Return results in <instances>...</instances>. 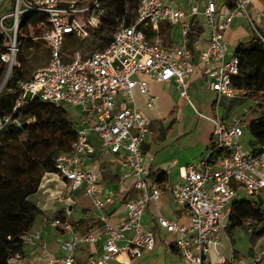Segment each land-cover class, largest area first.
<instances>
[{"label": "built area", "instance_id": "1", "mask_svg": "<svg viewBox=\"0 0 264 264\" xmlns=\"http://www.w3.org/2000/svg\"><path fill=\"white\" fill-rule=\"evenodd\" d=\"M264 2V0H261ZM0 0V10L9 9L0 16V130L21 127L32 121L27 108L36 100L56 107L72 106L80 114L76 139L69 153L56 160L57 174L67 180L71 190L84 187L103 223L104 243L99 255H89L86 264H115L119 255L126 253L130 261L140 259L146 251L156 246L153 229L143 222V215L150 201L159 199L163 189L152 186L148 180L149 167L143 145L151 130L150 120L131 103L138 88L148 97L152 107L157 96L150 91L149 83L141 78L152 76L158 82L174 83L180 96L196 112L189 80L200 69L208 68L207 79L212 90L232 98L240 91L233 83V76L240 71L241 61L236 54H229L227 33L237 16H245L263 40L250 6L254 0H233V6L216 0L192 3L190 9L175 5L169 0H140L134 21L128 24L124 17L118 20L109 45L84 54L76 49L69 53L66 45L72 40H88L107 17L105 0ZM45 14V26L40 36L48 50L47 62L35 69L28 78L19 79L13 87L10 79L22 65L18 54L22 42L19 31L25 18L32 14ZM259 11L258 15H262ZM203 17L209 26L208 43L195 58L190 43V20ZM12 19V21H9ZM162 24L178 25V42L167 44L160 36ZM157 36L153 38V34ZM25 39L28 40L26 37ZM15 97L10 111L5 109L6 92ZM122 95V103L118 100ZM243 116L227 119L210 118L215 125L209 154L198 164L181 166V182L170 186L173 200L186 208L189 224H181L166 217L159 224L176 235L175 247L180 251L184 264H239L235 257H225L218 248L226 233L232 204L242 198L240 190L264 200V144L252 149L244 148L242 138L247 124ZM96 138L100 142H95ZM115 158L121 166V177L131 180L141 194L125 203V215L114 225L109 221L105 208L113 201L103 192L101 171L87 166L89 155L97 149ZM53 227L70 232L63 240L61 255L49 253L44 264H80L75 251L81 244H95L100 236L94 232H76L65 218L55 217ZM249 219L242 227L251 235L258 229ZM263 248L248 264H261ZM25 243L36 244L40 232H28ZM217 251L219 261L211 258Z\"/></svg>", "mask_w": 264, "mask_h": 264}, {"label": "crops", "instance_id": "2", "mask_svg": "<svg viewBox=\"0 0 264 264\" xmlns=\"http://www.w3.org/2000/svg\"><path fill=\"white\" fill-rule=\"evenodd\" d=\"M169 1L188 10L192 3L202 2V0H184L183 2L180 1V3H176V0ZM223 2L226 3L225 0H222L219 3ZM250 10L251 13H254L253 17L255 16L258 19L260 27L255 21L256 26L258 29L261 28L262 31H264V13L260 16L258 15L259 11L264 10V2L261 0H254L253 4L250 6ZM201 18L204 31L197 36L193 35V38H191L189 32L190 43L195 58L198 56L200 50L207 45L210 34L209 26L205 23L204 18ZM241 18L246 19L250 23L245 16L235 17L226 36L230 55L235 53L231 50L233 45L237 44L238 46L241 42L249 41L255 33L251 23L247 29L236 25V20ZM205 25L207 28H205ZM180 34L181 31L178 25L162 24L160 27V35L164 36L163 40L167 44L178 42ZM207 69L208 68L200 69V71L190 78L189 84L191 97L193 93L191 88L194 83L198 85L206 83L210 90H212L206 76ZM141 78L148 81L150 91L158 97L152 107H155L160 99L159 95L154 92V89L151 86V84L154 83H162L165 88H174L175 95L186 101L180 96L174 83L158 82L149 75H143ZM138 92L142 94L146 100L144 103L138 104L134 95L131 104L141 111L143 105L146 104L147 107L150 106L147 105L148 97L141 93L139 89ZM174 113L175 110H172L169 113V117H174ZM163 122L166 123L167 118H164ZM191 132L192 126L190 130H184L183 126L178 125L177 120L174 119L167 128L163 125L161 131L157 132V134L151 128L147 140L143 145V152L148 161L149 173L164 172L167 179L164 182H155V180L148 176V180L152 186H161L163 189L159 199L148 203L143 215L144 224L155 232L156 246L154 250L146 251L142 258L138 260L133 259L132 261L136 262V264H184L180 251L174 245L176 235L161 227L159 224V218L162 216L176 220L181 224L190 223V215L186 208L177 204L173 200L170 186L181 182L179 169L181 166L192 163L199 164L209 154L210 143L212 140L211 137L208 142V137L205 136L202 141L193 140L187 145H184L183 142L185 141V137ZM95 142L97 143L96 140ZM97 150H100V148ZM100 151L102 152V150ZM102 156H104L108 162L106 170L111 172L112 175L120 176V180L115 178L101 180L104 185V194L113 197V201L106 206L105 212L109 217V221L116 225L125 215V203L129 199L139 197L141 193L133 187L131 180H124L121 177L122 170L119 161L113 157L105 155L103 152ZM89 165L98 167L101 171L102 177L103 168L101 167L99 160H94L89 155L87 166ZM29 199L36 203L42 210V213L37 217L33 228L30 231L33 233L40 232L41 239L34 245L26 243L25 257L13 258L11 259L10 264H12V261H16L15 264H44L49 257V253L53 255H61L63 253L61 244L63 240L69 237L70 232L51 225V221L59 214H61L62 218L67 219L72 224L73 229L76 232L84 233L92 231L100 236V239L95 244H81L77 247L75 258L80 264H86L89 255L97 256L101 253L105 237L103 235V223L98 216L100 211L95 209L91 199L85 194L84 187L73 191L67 180L63 177L57 173L47 172L42 179L39 190L31 195ZM227 234V232L224 234L222 245L218 248V251L225 257H231L233 255L239 264L250 263L255 255L263 248L262 240V246L258 250L251 248L248 257H241L235 250L229 254L226 246V238L229 235ZM210 255L213 261H219V256L217 255L216 250H212ZM129 261V256L126 253H122L115 261V264H126ZM261 264H264V260Z\"/></svg>", "mask_w": 264, "mask_h": 264}, {"label": "trees", "instance_id": "3", "mask_svg": "<svg viewBox=\"0 0 264 264\" xmlns=\"http://www.w3.org/2000/svg\"><path fill=\"white\" fill-rule=\"evenodd\" d=\"M139 1L105 0L110 8L109 16L100 21L95 34L102 38L101 32L107 31L111 32V36L106 38L100 49L110 44L121 17H124L128 24L134 21ZM225 2L233 6V0H225ZM44 21H46L45 14L32 13L21 25L18 36L22 44L18 58L23 64L26 63L25 51L36 44L39 39L34 38L40 36L45 29L42 24ZM259 30L263 34L262 29ZM203 31L202 18H191V38ZM26 37L28 40L25 39ZM70 41L76 40L70 39ZM234 54L240 58L241 65L239 73L233 76V83L247 99L257 102L244 117L247 128L254 137L251 145L256 147L258 144H264V40L254 33L249 41L238 44ZM24 73L23 65L17 67L10 79V85H15L21 78H28ZM34 104L35 102L32 106ZM47 104L49 103L43 102V105ZM29 118H32V121L25 122L21 127L8 126L0 130V264H10L13 258L25 257L26 243L23 236L31 231L37 217L42 213L41 208L29 197L39 190L47 172L57 173V157L69 153L76 139L75 133L74 141H69L66 133L63 130L53 129L50 121H47V131L43 132L34 113L29 114ZM66 119L69 122L68 113ZM90 156L100 161L103 168L101 180L108 178L120 180V176L112 175L106 170L108 162L100 150H96ZM149 177L155 182H164L167 179L164 172H151ZM57 217L62 216L59 214ZM249 219L256 224L259 223L252 238L262 236L264 209L254 207L253 202L247 197L236 198L228 218L227 233L232 236V233L242 228Z\"/></svg>", "mask_w": 264, "mask_h": 264}, {"label": "rangeland", "instance_id": "4", "mask_svg": "<svg viewBox=\"0 0 264 264\" xmlns=\"http://www.w3.org/2000/svg\"><path fill=\"white\" fill-rule=\"evenodd\" d=\"M93 1L94 0H89L85 5H88ZM180 1L183 2L184 0H176V3H180ZM216 1L221 2L222 0ZM109 11L110 8L107 5V16H109ZM6 12H10V10L6 8L1 9L0 16ZM250 14L253 17L254 13H251V10ZM253 18L260 27L258 19L255 16ZM9 21H12V19H9L8 22ZM248 23L249 22L244 18L236 20V25L238 27H243L244 29L248 28L250 25V23ZM205 28H207L206 25ZM95 33L96 31L92 33L90 39L85 41H68L66 45L67 51L72 53L74 50L79 49L82 53L87 54L102 48V44L105 43L107 37L111 36V32H101L102 38L97 37ZM156 36L157 33L153 34V38ZM163 38L164 36L162 35L161 39ZM236 48L237 44L233 45L231 50L235 52ZM24 56L26 58V63H22L25 72L24 76L29 77L35 69L47 62L49 55L45 43L39 39L34 46L25 51ZM151 86L153 87L154 92L159 95L160 99L155 107H147L146 104L143 105L141 112L150 120L151 128L156 134L161 131L163 125L167 128L174 119L177 120L178 125L183 126L184 130H190L192 126V132L185 137V141L183 142L184 145H187L193 140L202 141L205 136L208 137L209 142L215 131L214 122L210 118H216L218 114L227 119L243 116L257 103L247 99L242 91H239L237 95L232 98L226 96L219 97L216 91L210 90L208 84L205 83L198 85L194 83L191 88V91L193 92L192 100L196 108L203 114L201 117V115L199 116V114L196 113V109L193 106L175 95L174 88H165L162 83H154L151 84ZM11 87L13 86L11 85ZM134 95L138 104H142L146 100L145 97L138 92V89L134 90ZM5 96L9 98L5 102V109L9 112L15 95H12L11 90L7 89ZM123 98L124 97L120 95L118 100L122 103ZM42 105V101L36 100L34 106L27 108L28 113H34L35 117L39 120L38 124L40 125V129L43 132L47 131V121H50V125L53 126V129L63 130L69 141L73 142L76 129L80 122L79 112L72 106H66L64 110L63 108H58L49 104ZM172 110H175L174 117H169V113ZM67 113L71 124L66 119ZM164 118H167L166 123L163 122ZM96 141L100 142L98 138H96ZM242 141L244 142V148L248 150L252 149L251 142H254V137L248 128L245 129ZM240 194L241 196L250 199L253 202L254 207L264 209V200H261L260 197L257 199L255 196L248 195L243 189L240 190ZM226 239L227 252L231 254L235 250L241 257H248L251 248L258 250L262 246L261 236L252 239L251 234L243 228L236 229L232 233V236L228 235ZM15 263L16 261H12V264Z\"/></svg>", "mask_w": 264, "mask_h": 264}]
</instances>
